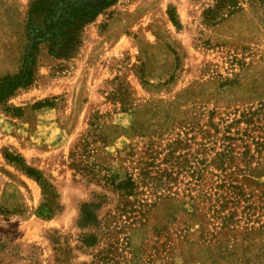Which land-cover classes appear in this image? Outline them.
<instances>
[{"label": "rangeland", "instance_id": "rangeland-1", "mask_svg": "<svg viewBox=\"0 0 264 264\" xmlns=\"http://www.w3.org/2000/svg\"><path fill=\"white\" fill-rule=\"evenodd\" d=\"M29 1L0 0V77ZM233 1L118 0L74 57L40 53L0 104V264H264V5Z\"/></svg>", "mask_w": 264, "mask_h": 264}, {"label": "trees", "instance_id": "trees-1", "mask_svg": "<svg viewBox=\"0 0 264 264\" xmlns=\"http://www.w3.org/2000/svg\"><path fill=\"white\" fill-rule=\"evenodd\" d=\"M117 1L30 0L25 18V37L27 41L25 53L20 68L16 72L0 77V104H3L18 89L26 88L32 84L36 72L37 58L42 51L55 59L67 60L74 57L81 46L83 29ZM229 1L234 4L233 0ZM257 1L264 5V0ZM216 18V16L210 15L207 17V21L213 23ZM170 20L177 26V20L173 14L170 15ZM39 105L45 106L47 103L41 102ZM4 156L10 162L23 167L22 169L28 176L40 180L38 171L26 166L19 156L9 153H5ZM111 184L115 189L126 194H130L133 187H135V183L130 177L119 183L111 181ZM97 207L98 203L94 201L84 202L80 205L76 220L79 228L93 227L97 224ZM50 211L49 207L43 206L38 212L41 216L50 217ZM82 242L86 246L93 245L95 235H85Z\"/></svg>", "mask_w": 264, "mask_h": 264}]
</instances>
